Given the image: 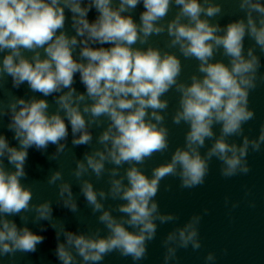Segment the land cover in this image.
<instances>
[{"label":"clouds","instance_id":"clouds-1","mask_svg":"<svg viewBox=\"0 0 264 264\" xmlns=\"http://www.w3.org/2000/svg\"><path fill=\"white\" fill-rule=\"evenodd\" d=\"M141 3L144 11L137 22L131 13ZM173 6L177 11L167 19ZM238 8L244 15L221 25L213 22L223 15L216 0H0V90L11 78L12 88L26 83L31 92L53 97L56 105L49 112L47 99H25L11 92L6 102L0 99V121L8 118L6 127L17 141L13 146L0 134V264L4 258L12 264L17 254H34L44 242L43 235L27 226L29 221L39 224L41 233L47 227L55 231L53 255L59 264H102L113 253L139 264L147 259L148 245L164 224L174 227L161 240L163 264H178L181 249H202L200 224L209 209L180 225L179 215L162 212L156 197L167 177L178 178L181 189L203 186L214 158L222 178L248 175L249 154L264 149V124L254 138L244 127L255 119L250 94L264 83V0H238ZM92 9L97 15L90 21ZM66 10L73 35L66 29ZM162 34L168 37L164 49L150 43L151 37ZM246 39L253 41L247 48ZM167 49L198 62L190 83L181 80L180 57ZM217 53L227 63L215 59ZM77 74L83 92L74 86ZM172 90L179 94L172 123L188 125L184 145L172 151L170 160L153 167L149 176L143 171L145 163L170 148L165 114L166 96ZM94 127L102 128L95 137L98 146ZM70 134L73 147L91 149L82 159L73 153L71 176L91 213L98 214L105 235L99 227L69 230L54 217L53 201L34 203L32 185L23 182L28 180L29 149L58 161L69 151ZM50 145L55 150L49 154ZM90 176L97 181L107 176V189L95 187L86 178ZM46 182L57 189L58 207L80 212L62 168L50 169ZM251 195L245 187L248 207L255 208ZM109 199L121 203L105 207ZM224 204L231 214L240 201L225 196ZM16 216L22 225L10 218ZM216 261L213 251L204 256V264Z\"/></svg>","mask_w":264,"mask_h":264},{"label":"water","instance_id":"water-1","mask_svg":"<svg viewBox=\"0 0 264 264\" xmlns=\"http://www.w3.org/2000/svg\"><path fill=\"white\" fill-rule=\"evenodd\" d=\"M216 2L221 3L223 8V15L221 17L215 18L213 22L216 20H219L221 25H226L228 22L238 19L244 15L243 12H241L238 8V0H216ZM144 11L143 5H139L132 13L131 15L133 18L139 22L140 13ZM177 9L175 6L171 9V11L168 14L167 19H171L174 17ZM66 15L68 16V21L66 23V29L69 35L75 34L73 29L71 28V13L66 10ZM97 15V12L95 9H92L89 14L88 18L89 20H94ZM168 37L166 34H162L160 36H153L150 38V43L153 46H158L162 49L166 47V41ZM253 41L246 39L245 40V47L252 44ZM98 46V45H97ZM105 47H109V45H104ZM138 47H146V45H136ZM168 51L175 52L181 59L182 65H183V71L181 75V80L185 82L190 83V76L193 73L197 72V61L195 59H185L177 49H167ZM78 51V50H77ZM257 53H259V50L257 49ZM3 53H0V57H2ZM26 55H31V53H26ZM215 59L217 60H224L225 63H227V58L223 57L220 53H217ZM262 63H264V54L261 55ZM261 73H264V67L261 68ZM198 74V73H197ZM76 89L80 92L85 91L84 86L80 83L79 80V74L76 76V83L74 85ZM11 92L13 95L18 97H23L25 99L35 95L38 98H44L47 99L49 104L51 105L49 112L55 111V103L53 101V97H42L40 93H33L28 88V85L25 83L22 85L19 89H14L11 86V78H7V82L4 85L3 89L0 90V99H4L5 102L8 99V93ZM166 98L169 101V108L167 110L166 120L165 123L167 127L170 130V148L167 152L163 154L157 153L151 160H148L145 165L143 166V171L151 176V169L160 163L166 162L170 160L171 153L174 151V149L177 146H183L184 145V137L185 133L188 130V125L181 123L180 125H175L172 123V114L175 111V109L178 107V99L179 94L175 92V90L170 91ZM250 104L249 107L255 110V119L252 121H249L248 124H246L245 127V134L249 137L255 136L259 133L260 126L264 124V83H260L255 91H253L250 94L249 97ZM8 123V118L4 117L2 121H0V134L6 135L7 139L9 140V143L13 146H17V141L13 139V133L8 131L6 125ZM106 126V125H105ZM217 134L219 133V126H216L214 129ZM70 131V127H69ZM102 131V128H93V136H94V146L95 145V137ZM235 140L237 143L240 142L239 137H233L231 138ZM211 141L206 142V147L204 149H201V152H205L207 150V147L210 146ZM68 149L65 154H63L58 161H50L47 158V154H41L39 151L33 149H29V157L28 162L26 165V170L28 172V180L23 181L26 184H31L34 191V203L42 202L43 200H52L53 201V215L58 220L61 219L69 214H72L67 209H64L62 207H58L55 204L56 198H57V189L55 186H49L46 182V178L49 174V170H55L57 168H62L64 178L65 180H69L72 182V188L74 194H76L78 198V203L80 209H83L87 207L83 196L80 195L79 185L75 181V179L71 176V170L75 167V163L73 160V153L75 154V157L77 159L83 158V153L86 151H90L91 149L88 146H77L73 147L71 144V134L69 135L68 139ZM55 150V146H49L48 153L50 154ZM5 164L7 165V161H5ZM108 167H111V165H107ZM9 168H11V165H8ZM127 167V165H125ZM123 172V169L121 170ZM92 180L95 187L97 188H105L107 189V176H105L102 180L97 181L95 176L86 177ZM11 219H14L17 225H22L23 222L20 220L18 216L16 217H10ZM40 224L47 225L46 221H41ZM32 231L40 228L39 224H33L31 221H29L27 225Z\"/></svg>","mask_w":264,"mask_h":264}]
</instances>
